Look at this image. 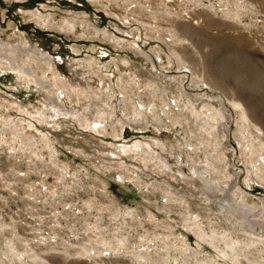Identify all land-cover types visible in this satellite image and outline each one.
<instances>
[{"label": "rangeland", "instance_id": "obj_1", "mask_svg": "<svg viewBox=\"0 0 264 264\" xmlns=\"http://www.w3.org/2000/svg\"><path fill=\"white\" fill-rule=\"evenodd\" d=\"M198 1L0 0V54L35 46L67 82L0 65V264H174L162 240L217 257L189 226H244L225 193L264 232V0Z\"/></svg>", "mask_w": 264, "mask_h": 264}, {"label": "bare ground", "instance_id": "obj_2", "mask_svg": "<svg viewBox=\"0 0 264 264\" xmlns=\"http://www.w3.org/2000/svg\"><path fill=\"white\" fill-rule=\"evenodd\" d=\"M238 1V0H236ZM242 1V0H241ZM166 2V1H165ZM227 2V1H226ZM235 3V2H234ZM240 3V2H239ZM210 4V3H209ZM226 4V3H225ZM228 4V3H227ZM226 4V5H227ZM237 4V3H236ZM219 5V4H218ZM244 5V2H243ZM164 6V5H163ZM231 6V5H230ZM169 7V6H168ZM195 7H202L204 9H208V10H213L211 4L210 5H205L204 2L202 3L200 0L198 1V3L195 5ZM222 7V6H221ZM229 7V6H228ZM224 8V7H223ZM222 9V8H221ZM236 9V8H235ZM234 9V10H235ZM211 10V11H212ZM223 10V9H222ZM226 11V10H225ZM224 11H222L223 13ZM232 12V11H231ZM235 12V11H234ZM238 12V11H237ZM185 15H187L188 17L192 16L193 14L190 13L189 11L186 10ZM217 13V12H216ZM228 14V12L226 13ZM177 15V14H176ZM225 15V12H224ZM239 15V13H238ZM39 17V20L41 22H43L46 25H49L48 19L47 18H43V16L41 15H37ZM170 16V15H169ZM171 17V16H170ZM214 17V16H213ZM196 20L195 23L196 24H202L204 25L205 20L204 18H202V16H196ZM234 18V17H232ZM164 19V18H163ZM189 19V18H188ZM187 19V20H188ZM45 20V21H44ZM194 21V20H193ZM63 23L65 26H67L68 31H73L74 30V21H70L67 19H63ZM191 23V22H190ZM62 28V27H61ZM225 31V30H224ZM106 35V33H105ZM250 37V36H249ZM183 40V39H182ZM21 44V43H20ZM20 46V45H19ZM18 46V47H19ZM17 47V46H16ZM23 48H18L16 49L15 54H10V53H3L0 54V65H3L4 63L12 68H16L17 73L19 74V76H21L22 79H29V81H33L34 84H37L38 86H40L41 88H46L45 86L47 84H52L49 78H46V75L43 74L44 68L47 67V69H49L51 76H53L54 79V85L55 87H61L62 89H64V87L67 85V82L64 81V79H59L56 75L57 70L55 69V66L52 64L50 57L43 53L41 50L39 51V49L35 46H27L24 44V46H22ZM5 48V47H4ZM11 48V47H10ZM14 49V48H11ZM2 50V49H1ZM7 50V49H6ZM5 51V50H4ZM2 53V52H1ZM22 53L24 54L23 56ZM196 53V52H195ZM198 54V53H197ZM148 55V54H147ZM146 55V56H147ZM25 57V58H23ZM148 57V56H147ZM59 58V57H58ZM92 61V60H91ZM4 62V63H3ZM39 62V63H37ZM180 62V60H179ZM32 63L35 64L34 67H32ZM181 64V62H180ZM45 65V66H43ZM35 67H38L39 70H41L40 74L44 75L42 78L38 77V72L37 69ZM45 77V78H44ZM49 77V76H48ZM172 77V76H171ZM194 77V76H193ZM60 83V84H59ZM153 87V86H152ZM61 89V90H62ZM78 91H80L81 93H84L86 90L81 89V88H77ZM232 90V89H230ZM49 91V90H48ZM218 91V90H217ZM64 92V91H63ZM53 94V93H52ZM57 94V93H56ZM57 97V96H56ZM200 97V96H199ZM234 100V99H233ZM236 100V99H235ZM53 104L55 105L56 102L54 101V98L52 100ZM230 102V101H229ZM119 103V102H118ZM240 103V102H239ZM241 104V103H240ZM53 105V106H54ZM212 105V104H211ZM233 105L241 112L242 109L240 108V106L234 102ZM51 106V105H50ZM205 106V105H204ZM137 107V109H136ZM135 107V113L139 114V113H143L145 111V106L142 104H140L139 106ZM202 107V106H201ZM213 107V106H211ZM233 107V106H232ZM65 108V107H64ZM61 109V108H60ZM199 109V108H198ZM208 109V108H207ZM206 109V110H207ZM214 109V108H213ZM150 110V108H149ZM196 110V109H195ZM201 110V109H200ZM205 110V111H206ZM218 110V109H217ZM223 110H225L223 108ZM235 110V109H234ZM104 109L102 108H97V112H96V116L97 118L93 119V123L94 126H96V130L100 129L101 127H104L101 124V117H103L102 113H103ZM152 111V110H151ZM150 111V113H151ZM190 111V110H189ZM188 111V113H190ZM193 111V110H192ZM191 111V112H192ZM216 111V110H215ZM220 111V110H218ZM237 111V110H236ZM245 111V110H244ZM107 112V111H106ZM211 112V111H210ZM209 112V113H210ZM74 113V112H72ZM163 113V112H162ZM200 113V112H199ZM202 113V112H201ZM207 113V112H205ZM215 113V112H214ZM222 113V111H221ZM198 114V113H197ZM217 115L219 114L216 113ZM135 115V114H134ZM193 115V113H192ZM201 115V114H200ZM199 115V116H200ZM246 115V113H245ZM57 116V115H56ZM151 116V115H150ZM156 116V115H155ZM196 116V115H195ZM198 116V115H197ZM219 116V115H218ZM217 116V117H218ZM136 117V116H135ZM152 117V116H151ZM212 117V116H211ZM230 117V116H229ZM242 117V116H241ZM247 117V116H246ZM131 118V117H130ZM197 118V117H194ZM199 118V117H198ZM220 118V117H219ZM222 118V117H221ZM85 119V118H84ZM108 119V118H107ZM133 119V118H131ZM242 119V118H241ZM78 120V119H77ZM126 120V119H125ZM224 120V119H223ZM197 121V120H196ZM205 121V120H204ZM216 122V120H214ZM218 121V120H217ZM222 121V120H221ZM243 121V120H241ZM247 121V120H246ZM249 121V120H248ZM89 122V121H88ZM135 122V121H134ZM214 122V123H215ZM85 123V122H84ZM196 123V122H195ZM212 123V122H211ZM210 123V124H211ZM90 124V123H89ZM227 124V123H226ZM207 126V125H206ZM228 127V125H226ZM102 129V128H101ZM204 129V128H203ZM205 130V129H204ZM254 130V129H253ZM206 131V130H205ZM209 132V131H207ZM199 134V133H198ZM197 135V134H196ZM259 138V137H257ZM242 139V138H241ZM157 141V140H156ZM155 141V142H156ZM241 141V140H240ZM251 141V140H250ZM136 142V141H135ZM134 142V143H135ZM139 142V141H138ZM248 142V141H247ZM261 143V142H260ZM158 144V143H157ZM160 144V143H159ZM249 144V143H248ZM243 145V142H242ZM134 146V145H133ZM137 147H139L138 145H136ZM239 146V145H238ZM253 146V145H252ZM251 146H249L248 148H250ZM242 148V147H241ZM137 149V148H136ZM138 149H140L141 151H146L144 150V148L139 147ZM251 150V148H250ZM149 151V150H148ZM247 151V150H246ZM253 152V151H251ZM242 153V152H241ZM244 154V153H243ZM256 155V154H255ZM148 156V155H147ZM150 156V154H149ZM251 157V156H250ZM249 157V158H250ZM258 157V156H256ZM245 158V156L243 157ZM263 157L260 156V159L256 158L254 159V161H252V159L250 160V165L253 168L254 173L257 174V172H259L260 170H257V168H259V166L262 165L263 163ZM249 163V162H248ZM192 168V174L193 176L197 177L202 183L203 185L210 191V190H214V192L217 191H224V187L221 185V182L219 180H216L214 182L210 181L209 178V174L207 176V174H205V171L208 173L207 170H198L197 166H191ZM262 172V171H260ZM249 173V172H248ZM259 174V173H258ZM228 176V174H227ZM190 178V177H189ZM191 179V178H190ZM232 190V189H231ZM223 202H222V207L224 209H228L229 210V215H233V213L236 212V216L241 217L242 219L245 220V225L243 226L242 223L237 222L236 224L233 225V227L235 230L233 231H228L225 229L216 231L214 229H210V234L207 236L208 238H206V234L203 232V228L198 225H192L189 226L191 227V229L195 232L196 236L198 238H200L201 240H205L208 241L214 248H216V251L219 253V255L221 254V256H219L218 254L217 257H212L210 255L207 254H203L200 251L197 250V248H194L192 245L190 244H182V249L181 248H177L176 245L174 243H171L169 240H162V244L163 247L168 253L171 254L172 253V257L174 259V264H226L225 261L222 262L218 257H224V258H228L231 260H235V261H239L240 256L242 255L246 260L248 259H261L264 260V232H261L262 229L258 230L255 223H253V220L249 219V212L252 211V209H246L242 206V200L241 201H231V199L229 198L228 194L225 193V196L223 197ZM242 199V198H241ZM225 211V210H224ZM225 213L227 214V211H225ZM238 213V215H237ZM261 227V225H260ZM262 228V227H261ZM239 230V231H236ZM217 233H220L218 236H216ZM243 233V234H242ZM154 241V240H153ZM222 243H224L225 247L222 246ZM154 243V242H153ZM152 243V244H153ZM159 243V242H158ZM161 246V245H160ZM140 250V249H139ZM102 251V250H101ZM182 252V253H181ZM133 254L137 257V258H141V260H138L141 264H144V262L147 260V252H142L141 251H137L134 252ZM97 256V255H96ZM188 256H190L188 258ZM95 257V256H94ZM234 263V262H232Z\"/></svg>", "mask_w": 264, "mask_h": 264}, {"label": "flooded vegetation", "instance_id": "obj_3", "mask_svg": "<svg viewBox=\"0 0 264 264\" xmlns=\"http://www.w3.org/2000/svg\"><path fill=\"white\" fill-rule=\"evenodd\" d=\"M109 37H111V36H107L108 39H109ZM111 39H113V38H111ZM3 63H4V62H3ZM3 65H6V64L4 63ZM7 66H8V65H7ZM9 67H10V66H9ZM163 91H164V94L167 93V90H166V89H164Z\"/></svg>", "mask_w": 264, "mask_h": 264}]
</instances>
